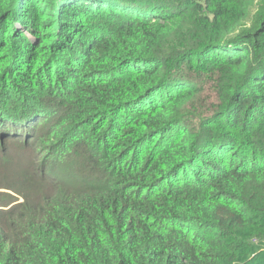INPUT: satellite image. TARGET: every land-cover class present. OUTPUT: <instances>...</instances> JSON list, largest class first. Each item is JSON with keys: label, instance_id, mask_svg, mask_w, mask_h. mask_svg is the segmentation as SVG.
<instances>
[{"label": "trees", "instance_id": "trees-1", "mask_svg": "<svg viewBox=\"0 0 264 264\" xmlns=\"http://www.w3.org/2000/svg\"><path fill=\"white\" fill-rule=\"evenodd\" d=\"M7 73L1 138L78 172L1 147L0 264H264V0H0Z\"/></svg>", "mask_w": 264, "mask_h": 264}, {"label": "rangeland", "instance_id": "rangeland-1", "mask_svg": "<svg viewBox=\"0 0 264 264\" xmlns=\"http://www.w3.org/2000/svg\"><path fill=\"white\" fill-rule=\"evenodd\" d=\"M254 7L251 8V10H253ZM16 69L17 67L13 66H7L5 67V69ZM8 72V71H7ZM9 74L7 73L6 75L3 74L2 80H8V82H10V84H12L14 87L16 86V83H14L15 78H10L9 79ZM41 80L44 81L45 79H43L41 77ZM43 83V82H41ZM0 118H5L6 120V114L3 115V117L0 115ZM24 117L19 119V124H24V123H28V120H25V122L23 123ZM16 121V120H15ZM35 140H37L36 138H29V139H17L16 137L14 138H1L0 136V153L2 152L1 147L5 150L4 154L6 156V160L4 161V164L6 163L7 166H11V168L15 167V164L13 163V161L16 164H22L23 165V169L26 170L25 172H35L37 174L39 173H43V172H51V170L53 169V173L54 177L57 178L59 175L60 177H62V172H69L70 174H76L78 172V168L77 167H72V164L67 162V160L64 159V156H57L55 154V156L53 155L52 157H50V154L57 152V150H54L53 147L48 146L45 143H42V145H35L34 142ZM66 150L63 149L62 153H65ZM73 157H75L76 159H78V155L73 152ZM75 154V156H74ZM7 159H10L12 162V164H8ZM55 161V165L56 168L52 167V163ZM65 163V164H63ZM0 164H2V162L0 161ZM58 165V166H57ZM1 167V166H0ZM20 167V166H19ZM17 168V167H15ZM13 171H16L14 169H12ZM3 171L2 168H0V173ZM12 171V172H13ZM12 174V173H11ZM11 174H9V176H11ZM0 192L4 193V197H6L7 199H9L8 196L11 197V201H14V199L17 197V195L14 193V191L10 190V189H5V188H0ZM18 200H22L21 198H18ZM13 204V203H12Z\"/></svg>", "mask_w": 264, "mask_h": 264}]
</instances>
